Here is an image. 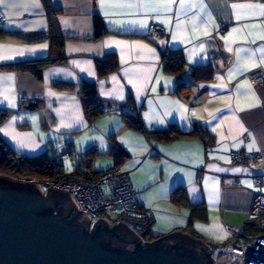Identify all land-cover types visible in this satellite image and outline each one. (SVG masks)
Segmentation results:
<instances>
[{"label":"crops","instance_id":"0c3cea01","mask_svg":"<svg viewBox=\"0 0 264 264\" xmlns=\"http://www.w3.org/2000/svg\"><path fill=\"white\" fill-rule=\"evenodd\" d=\"M151 25L163 32L151 36ZM174 52L185 61L179 72L165 68ZM37 61L49 62L41 79L14 68ZM194 70L200 79L176 93ZM262 75L264 0H0L1 140L28 158L92 149L88 172L115 167L118 142L128 154L119 156L120 168L153 212L155 240L181 232L215 247L254 222L253 198L264 194V84L251 79ZM84 83L96 85L108 108L92 123ZM124 112L140 113L148 132L189 133L202 124L212 145L199 136H149L129 127ZM233 152L259 158L239 163ZM182 192L187 200L175 202Z\"/></svg>","mask_w":264,"mask_h":264},{"label":"water","instance_id":"95a60500","mask_svg":"<svg viewBox=\"0 0 264 264\" xmlns=\"http://www.w3.org/2000/svg\"><path fill=\"white\" fill-rule=\"evenodd\" d=\"M4 156L7 151L0 144ZM50 213H53L52 215ZM91 218L70 193L0 177V264H212L211 248L175 232L144 243L126 224ZM110 229L98 233L99 229ZM146 248L137 251V247ZM195 249L196 255L187 253ZM120 250V251H118Z\"/></svg>","mask_w":264,"mask_h":264},{"label":"built area","instance_id":"2783aa9c","mask_svg":"<svg viewBox=\"0 0 264 264\" xmlns=\"http://www.w3.org/2000/svg\"><path fill=\"white\" fill-rule=\"evenodd\" d=\"M161 32H163L162 28L155 25L150 26L149 33L151 36H156ZM251 82L254 85L264 84V75L253 77ZM27 102L28 99L19 98V103L22 106ZM70 154L68 149L58 151L52 159L64 161L69 158ZM231 157L239 163H244L256 161L259 155L233 152ZM15 180L38 184L44 191L52 188L70 193L79 211L90 216V228H94L95 223L100 219L109 225L121 222L130 227L144 243L157 241L151 235L154 221L153 212L141 206L130 176L122 168L106 171L96 181L75 177L57 181L33 178ZM256 184L260 185V180H257ZM250 219L255 223L253 233L246 235L239 230H234L231 232L229 241L210 247L212 264H264V194L257 193L254 196L250 209Z\"/></svg>","mask_w":264,"mask_h":264},{"label":"trees","instance_id":"16d2710c","mask_svg":"<svg viewBox=\"0 0 264 264\" xmlns=\"http://www.w3.org/2000/svg\"><path fill=\"white\" fill-rule=\"evenodd\" d=\"M49 7L50 6H48V8ZM95 23L97 33L99 35L102 34L104 29L102 19L97 16ZM60 39L62 40V38H58L59 41H57V43L59 44H61ZM166 59L167 60H165V68L168 71L179 72L184 68L185 61L181 52H174L170 55V58L166 57ZM48 63V61L26 62L17 65L14 68L31 71L33 74H35V76H37V78L41 79L43 68L48 65ZM98 70L100 75L105 74L107 71V69H104L102 65L99 66ZM191 76V82L179 81V84L175 90L176 93L188 91L190 89L189 87H191L192 81H198L201 77L198 73V70H194ZM81 95L83 97L85 115L90 123L94 122L98 117L108 112V108L98 98L95 84L84 83L81 88ZM129 105H127V107ZM4 118L5 114L0 115V124L3 122ZM123 118L125 119V122L129 127L136 129L138 128L139 130H142L143 132L147 133V135L149 136L157 137L165 141H170L184 136H199L208 146H211L213 142L212 134L202 124H195L194 129L189 133L181 132L177 126H171V128H169L168 130L148 132L143 125L140 113L137 115H131L124 112ZM0 144L4 145L7 151V155L4 156L0 150V176L11 179H20L25 177L31 178L33 175L36 174L35 177H37V179L39 180L57 181L64 178L66 179L69 177H75L83 180L96 181L104 172L113 170L115 168H120L119 156L123 158L128 156V154L123 150V148L118 144V142L114 141L112 144L111 153L115 157L117 165L111 169L104 171H93L90 169V171L88 172V169L86 168L85 170L84 166H92L93 159L96 156L95 153H93L92 149L87 151L85 154L75 156L73 150L67 148L71 152L68 159H70L72 163V169L69 170L67 165H65V160L56 161L52 159V157H54V155L57 153L56 151L53 152V154L51 155L47 153L39 157L28 158L16 155L11 152L1 140V138ZM24 173H28L29 175H23ZM177 196L174 200L177 203H182L187 200L185 193L183 192L180 196ZM50 214L52 215L53 213ZM254 227V222L247 223L243 231L244 234L248 235L253 233ZM105 231H110V229L100 228L98 233H102ZM145 249L146 248H143L141 246L137 247V251H142Z\"/></svg>","mask_w":264,"mask_h":264},{"label":"rangeland","instance_id":"374dc122","mask_svg":"<svg viewBox=\"0 0 264 264\" xmlns=\"http://www.w3.org/2000/svg\"><path fill=\"white\" fill-rule=\"evenodd\" d=\"M103 159H101V162L99 163V165H101L102 164V166H106V165H108L111 161H110V159L109 158H106V159H104L103 161H102ZM65 164L67 165V167L69 168V169H72V163L70 162V161H67V162H65ZM23 175H29L28 173L27 174H23ZM33 175V174H32ZM36 176V174L35 175H33L31 178H33V179H37V177H35ZM26 178V177H25Z\"/></svg>","mask_w":264,"mask_h":264},{"label":"flooded vegetation","instance_id":"af4514ba","mask_svg":"<svg viewBox=\"0 0 264 264\" xmlns=\"http://www.w3.org/2000/svg\"><path fill=\"white\" fill-rule=\"evenodd\" d=\"M188 250V252L187 253H190V254H193V255H196V251H195V249H193V247L192 248H188L187 249Z\"/></svg>","mask_w":264,"mask_h":264}]
</instances>
